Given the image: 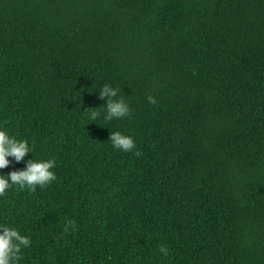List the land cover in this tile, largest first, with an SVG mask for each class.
<instances>
[{"label":"trees","instance_id":"1","mask_svg":"<svg viewBox=\"0 0 264 264\" xmlns=\"http://www.w3.org/2000/svg\"><path fill=\"white\" fill-rule=\"evenodd\" d=\"M0 126L32 145L0 173L55 161L0 197L20 264H264V0H0Z\"/></svg>","mask_w":264,"mask_h":264},{"label":"clouds","instance_id":"2","mask_svg":"<svg viewBox=\"0 0 264 264\" xmlns=\"http://www.w3.org/2000/svg\"><path fill=\"white\" fill-rule=\"evenodd\" d=\"M118 89L108 83L100 86L99 96L105 98L104 116L105 121H110L114 117H122L129 113L128 103L117 95ZM150 103H155V98L151 95L147 97ZM90 109L86 116L88 119L95 120L99 113L95 108ZM114 148L122 151H129L134 148L135 142L130 135L124 134L118 130L110 132L108 137ZM32 153V145L26 138H17L11 135L9 130L0 126V169L5 168L12 161L19 162L27 153ZM23 168L10 169L7 174L0 173V197L4 196L6 190L16 186L23 190L27 188L34 191L37 186L44 187L56 179L53 171L55 161L48 159H33L32 157L24 161ZM69 228L75 230V221L66 220L64 231ZM30 237L22 234L21 231L11 223L0 222V264H20L23 256L22 249L30 246ZM159 251L167 255L168 249L164 245L159 246Z\"/></svg>","mask_w":264,"mask_h":264}]
</instances>
